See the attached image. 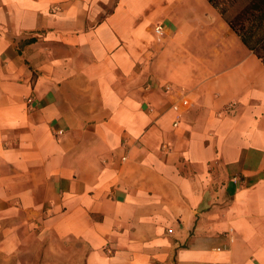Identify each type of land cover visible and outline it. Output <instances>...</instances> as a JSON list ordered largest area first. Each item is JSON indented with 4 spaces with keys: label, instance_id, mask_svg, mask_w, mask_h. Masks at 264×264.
Instances as JSON below:
<instances>
[{
    "label": "crops",
    "instance_id": "0c3cea01",
    "mask_svg": "<svg viewBox=\"0 0 264 264\" xmlns=\"http://www.w3.org/2000/svg\"><path fill=\"white\" fill-rule=\"evenodd\" d=\"M58 262L264 264V63L207 0H0V264Z\"/></svg>",
    "mask_w": 264,
    "mask_h": 264
},
{
    "label": "trees",
    "instance_id": "16d2710c",
    "mask_svg": "<svg viewBox=\"0 0 264 264\" xmlns=\"http://www.w3.org/2000/svg\"><path fill=\"white\" fill-rule=\"evenodd\" d=\"M264 63V0H207Z\"/></svg>",
    "mask_w": 264,
    "mask_h": 264
},
{
    "label": "built area",
    "instance_id": "2783aa9c",
    "mask_svg": "<svg viewBox=\"0 0 264 264\" xmlns=\"http://www.w3.org/2000/svg\"><path fill=\"white\" fill-rule=\"evenodd\" d=\"M154 31H155V33L157 35H160L162 33V25L156 26L155 29H154ZM166 89L168 90V88H166ZM173 109L175 111H177L178 113H180L179 107L177 105H174L173 106ZM176 125H177V122H174L173 126H176ZM58 134H62V131H58ZM123 160H125V158H123Z\"/></svg>",
    "mask_w": 264,
    "mask_h": 264
},
{
    "label": "rangeland",
    "instance_id": "374dc122",
    "mask_svg": "<svg viewBox=\"0 0 264 264\" xmlns=\"http://www.w3.org/2000/svg\"><path fill=\"white\" fill-rule=\"evenodd\" d=\"M41 264V263H40ZM55 264V263H54ZM57 264H81L80 262H74V263H57Z\"/></svg>",
    "mask_w": 264,
    "mask_h": 264
}]
</instances>
